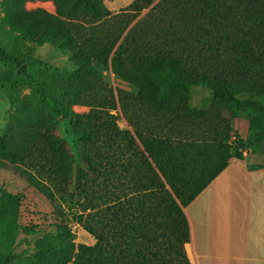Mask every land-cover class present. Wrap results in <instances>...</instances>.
I'll list each match as a JSON object with an SVG mask.
<instances>
[{"label":"trees","instance_id":"16d2710c","mask_svg":"<svg viewBox=\"0 0 264 264\" xmlns=\"http://www.w3.org/2000/svg\"><path fill=\"white\" fill-rule=\"evenodd\" d=\"M27 1H50L55 15L27 11ZM2 8L12 33L65 48L77 70L54 85V110L30 102L14 110L0 136V170L50 202L69 196L74 219L95 240L75 244L59 208L28 264H192L184 209L232 160L242 161L229 125L235 113L264 119V0H133L118 12L101 0H2ZM0 57H8L1 47ZM94 65L129 89L113 95ZM193 88L211 95L205 109L193 108ZM72 105L89 111L75 114ZM58 118L77 124L84 169L77 167L76 193L75 159L54 134ZM18 203L0 188L7 230Z\"/></svg>","mask_w":264,"mask_h":264},{"label":"rangeland","instance_id":"374dc122","mask_svg":"<svg viewBox=\"0 0 264 264\" xmlns=\"http://www.w3.org/2000/svg\"><path fill=\"white\" fill-rule=\"evenodd\" d=\"M132 1L101 0L105 8L111 12L125 9ZM24 8L27 11L42 9L55 15V7L50 1H27ZM75 30L77 28L72 27V31ZM0 47L8 55L0 57V136H2L14 110L23 102H30L42 110H54L60 101L54 85L60 78L75 73L77 66L76 60L65 48H59L51 42L42 45L27 43L12 33L5 21L2 0H0ZM93 73L104 81L113 95H116L117 89H129L128 84L119 80L109 67L94 65ZM189 96L193 108L197 110L205 109L211 102L209 92L200 88L191 89ZM70 110L75 114H85L89 107L72 105ZM111 114L118 118L117 127L120 130L126 129L120 112L112 111ZM229 125L238 139L235 148L242 155V161L254 160L261 163L254 166H264V119L254 113L237 111L229 120ZM76 132L77 124L58 118L54 134L75 159V173L70 193H76L77 167L84 169L80 162L81 145L75 138ZM234 138L233 136L230 142L234 141ZM0 188L17 196L19 202L18 212L10 220L12 230L5 229L3 221L0 220V256L7 258L6 264H28L32 260L37 240L53 232V222L59 208L62 209L63 218L74 234V243L94 245L93 237L74 219L75 203L69 196H66V202L58 195L50 202L10 170H0ZM23 228H28L31 232L23 233Z\"/></svg>","mask_w":264,"mask_h":264},{"label":"crops","instance_id":"0c3cea01","mask_svg":"<svg viewBox=\"0 0 264 264\" xmlns=\"http://www.w3.org/2000/svg\"><path fill=\"white\" fill-rule=\"evenodd\" d=\"M231 161L184 209L192 264H264V166Z\"/></svg>","mask_w":264,"mask_h":264}]
</instances>
